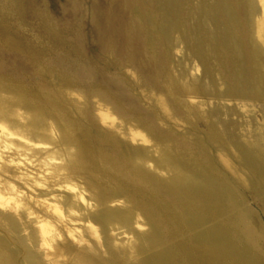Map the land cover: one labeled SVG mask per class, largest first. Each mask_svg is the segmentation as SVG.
Segmentation results:
<instances>
[{"label": "rangeland", "instance_id": "374dc122", "mask_svg": "<svg viewBox=\"0 0 264 264\" xmlns=\"http://www.w3.org/2000/svg\"><path fill=\"white\" fill-rule=\"evenodd\" d=\"M261 8L0 0L4 115L19 107L33 124L51 121L83 217L81 233L58 225L64 255L53 263L39 235L45 211L33 205L29 219L0 209L8 264H264Z\"/></svg>", "mask_w": 264, "mask_h": 264}, {"label": "clouds", "instance_id": "9594fccd", "mask_svg": "<svg viewBox=\"0 0 264 264\" xmlns=\"http://www.w3.org/2000/svg\"><path fill=\"white\" fill-rule=\"evenodd\" d=\"M66 166L67 155L53 132L51 121L47 125L33 124L31 117L19 107L5 116L0 103V172L3 173L0 189H7V192H0V209L11 210L17 215L24 212L33 219L36 216L34 205L54 214L79 233L83 217L72 204L75 193L67 187ZM6 169H15L12 179L35 192V198L8 182L5 178L11 173ZM68 235L76 240L72 231ZM63 238L59 233L55 236L58 240Z\"/></svg>", "mask_w": 264, "mask_h": 264}, {"label": "bare ground", "instance_id": "6f19581e", "mask_svg": "<svg viewBox=\"0 0 264 264\" xmlns=\"http://www.w3.org/2000/svg\"><path fill=\"white\" fill-rule=\"evenodd\" d=\"M260 1V4L262 6V14L256 19V30H255V36H256V39L264 44V3ZM257 41V42H258ZM162 103V102H161ZM101 112H104V111H101ZM103 120L104 119H109L111 118L110 117V113L109 112H105V113H101V116H100ZM136 136H140L142 138V140L146 141L145 139V136L143 134H141L140 132H132V137H136ZM119 150V149H118ZM130 160V159H129ZM172 160V159H171ZM129 173V172H128ZM179 179V178H178ZM182 180V179H181ZM173 183V182H172ZM175 183V182H174ZM175 185V184H173ZM184 190V189H183ZM187 190V189H186ZM7 191V190H6ZM1 192V191H0ZM80 193V192H79ZM79 198L78 199H82L84 200V196L82 193L79 194L78 196ZM85 202V201H84ZM76 208V207H75ZM40 221H39V235H40V240L42 241V245L44 247V249H46V255L47 256H52L54 258H52V261L53 259H55L56 257L59 258L62 257V255H64V246H61L59 245V243L57 242L58 239H55V236L57 233H60V230H58L59 228L62 229L61 227L58 228V225H64L63 224L64 222L60 221L59 218L57 216H55L54 214H51V213H48V212H45V215L44 216H40ZM39 220V219H37ZM87 228L89 230V235L92 237V238H95V240L97 241V244L99 245V247L101 246L102 247V244H101V237H100V233H99V230L96 228L95 225H93L92 223H88L87 224ZM63 227V226H62ZM66 228V227H65ZM69 229V228H68ZM69 232V230H68ZM81 233V232H80ZM64 234V232H63ZM62 234V235H63ZM82 236V235H81ZM69 237V236H68ZM80 237V236H79ZM82 239V237H80ZM79 238V239H80ZM64 239V238H63ZM85 240L87 239L86 237L84 238ZM84 239H82L84 241ZM88 240V239H87ZM40 241V242H41ZM52 241H55V242H52ZM79 241V240H77ZM82 241V242H83ZM61 243V241H59ZM82 242H77V243H80L82 244ZM86 243V242H85ZM84 244V243H83ZM63 245V244H62ZM92 246V245H91ZM81 253V252H80ZM79 253V254H80ZM78 254V255H79ZM83 255V253H82ZM81 256V255H80ZM85 256V255H84ZM74 257V256H73ZM75 258V257H74ZM79 258V257H78ZM77 258V259H78ZM87 258V257H86ZM62 259V258H61ZM81 259V258H79ZM85 259V258H84ZM56 260V259H55ZM54 260V261H55ZM59 260V259H58ZM58 260L56 262H58ZM74 260V259H73ZM82 262L84 261L83 259H81ZM53 261V263H54ZM80 261V260H78ZM55 262V263H56ZM81 262V261H80ZM9 262L6 260V257H4V255L0 252V264H8ZM74 263V262H73ZM76 263V262H75ZM78 263V262H77Z\"/></svg>", "mask_w": 264, "mask_h": 264}]
</instances>
